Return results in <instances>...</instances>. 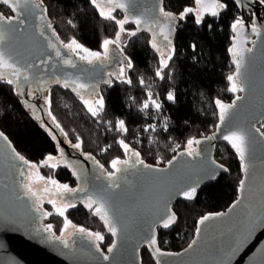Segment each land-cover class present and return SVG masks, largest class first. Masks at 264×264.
Returning a JSON list of instances; mask_svg holds the SVG:
<instances>
[{"label": "water", "instance_id": "water-1", "mask_svg": "<svg viewBox=\"0 0 264 264\" xmlns=\"http://www.w3.org/2000/svg\"><path fill=\"white\" fill-rule=\"evenodd\" d=\"M10 2L14 3L15 0ZM125 2L128 3L129 12L133 16H141L146 21L155 22L156 25L161 24L160 0H125ZM213 3L214 0H203L200 8L204 18L211 16L209 12ZM33 5H40V2L32 0L30 5H24L21 0L18 14L20 20H23L22 24L19 21H13L12 24L0 23V32L4 37L0 41V53H3L11 63L16 64L22 72L26 70L30 76V81L26 83L21 80L18 88L24 92H28L31 86L40 89L43 81L50 83V78H58L61 81L79 78L80 82L97 85L98 88L106 86L103 81L110 78L107 75L110 68L116 67L112 72H118L119 61L125 57L124 53H121L115 45H111L110 62L113 61L112 49L114 54V63L111 66L105 63V60L88 64L75 58L74 54L60 45V38L57 40L56 36H53V26L47 27L51 21L48 14L42 12L43 6ZM238 7L242 11L244 27L234 31L231 49L235 46L236 50L243 52L240 83L245 91H231L242 99L235 98L232 103L226 104H235V106L229 108L224 122L218 123L216 131L200 140L201 143L197 145L199 156H188L185 150L172 160L171 165L164 167L145 168L143 165H138L134 168L129 165L126 171L122 170L116 174L120 188L107 189L110 181L101 174V172L107 174L104 168L93 164L96 162L93 158L85 156L79 149L65 143V134L49 119L47 110L42 113L40 108H32L33 115L48 124L50 132L60 139L62 157L58 159L66 162L64 156L70 149L74 151L76 157L71 158L69 162L77 174L78 189L83 187L88 190L79 191L78 198L86 200L87 195L101 189L107 191L111 206L110 214H114L113 218L119 220L115 225L116 247L112 252L102 250L98 240L87 235L89 231H74L65 240L53 237L52 231L50 238L49 234L45 235L46 238L34 235L32 228L39 223L37 204L41 208L42 201L50 200L55 201L56 206L63 207L66 203L76 204L77 200L66 194L61 200L58 191L61 185L46 181L31 165L23 163L25 175L17 176L13 162L17 160L15 153L18 151L5 134L7 140L0 138V264H143L141 250L144 247L149 248L154 260L156 262L159 260L160 264H217L237 230L243 228L247 215L264 211V137L256 131L259 128L264 132L260 128L264 123V3L260 0H243ZM252 11L255 30L247 18L248 13ZM41 16L44 18L41 19ZM147 29L143 26L142 30ZM152 30L147 31L152 33ZM41 32L44 33L43 36ZM174 36L175 34L172 36L173 45ZM128 37L122 34V42H126ZM159 40L161 42L162 38L160 37ZM50 41L60 49L61 57H57L55 49L49 47ZM249 48L252 50L246 51ZM69 55L76 67L63 63V58ZM231 55L233 59L232 52ZM40 60H44L45 63L40 64ZM234 66L236 71V65ZM0 71L10 74L9 69H0ZM51 86L50 84L48 89H51ZM18 88L17 91L20 92ZM98 92L100 93V90ZM82 94L89 98L90 91H82ZM20 97L24 100L22 94ZM241 130L248 137L246 158L249 164L247 174L242 169V179L245 180L243 192L239 188L236 201L226 210L218 212L225 215L217 216V213L209 215L215 218L199 224L200 235H195L193 240L197 242L191 248L188 245L179 252L160 250L165 255H154V249L148 243L153 227L156 235L160 227L158 223L160 217L168 208L173 211V205L177 199L183 197L180 193L184 189L198 185L197 190L202 186L214 184L221 175L229 172L226 166L227 171H224L211 162L221 164L216 159L217 146L221 143L229 145L239 157L231 143L224 137ZM208 137L214 138L207 139ZM131 152H128L129 157ZM134 159L132 157L133 161ZM118 167L123 169V165ZM210 176L214 178H209ZM29 179L33 190L37 193L35 197L26 194L24 185L29 183ZM45 188L48 189L47 193L43 191ZM237 201L239 204L233 208ZM64 241H67V246ZM104 255L108 256L107 260L103 259ZM231 264H264V230H257L250 242L232 257Z\"/></svg>", "mask_w": 264, "mask_h": 264}, {"label": "trees", "instance_id": "trees-1", "mask_svg": "<svg viewBox=\"0 0 264 264\" xmlns=\"http://www.w3.org/2000/svg\"><path fill=\"white\" fill-rule=\"evenodd\" d=\"M222 2L227 4V8L220 10L216 17L204 18L201 25L195 23L192 14L179 22L174 36L175 53L169 68L165 69L163 80L155 76L160 53L151 46L152 33L140 30L129 37L124 44V53L133 61L134 66L128 72L132 83L115 82L103 86L100 94L104 97L105 108L97 117L88 112L76 92L55 83L49 91L51 111L68 139L73 144L80 143L79 150L85 156L94 157V161H99L110 171L112 160L126 157L125 150L118 143L120 139L140 153L145 165L164 167L186 150L189 139L200 141L216 131L220 122L216 101L226 105L236 98L227 79L235 72L230 51L234 42L231 25L238 17L244 20L234 1ZM42 6L47 7V14L60 40L67 42L75 37L93 51L101 50L103 40L114 38L119 30L114 21L102 19L89 0H44ZM163 6L167 11L179 14L187 7H196V4L194 0H164ZM123 15L121 12V17ZM253 17L250 14L247 17L250 24ZM69 19L73 20L75 27L67 23ZM126 26L128 29L136 28L131 22ZM193 44L196 45L195 50L191 47ZM169 70L170 76L167 75ZM141 77L145 80L143 86L139 83ZM148 91L161 104L159 112L151 104L148 109L141 110L142 104L148 100ZM168 92L175 94L174 102L166 99ZM16 93L14 85L0 81V130L29 162H41L49 155H56L60 150V139L39 124ZM119 120L125 121L127 133L115 130L114 125ZM165 122L166 130L163 129ZM149 124H156L157 130L143 131ZM216 159L229 172L221 175L216 183L198 188L192 199L181 197L175 201L173 212L177 214L176 222L168 228L160 226L156 231V246L161 251L179 252L186 248L194 239L203 216L226 210L238 198L239 182L243 176L241 160L225 143L217 146ZM45 171L61 182L79 185L78 178L66 166L47 167ZM67 219L85 231L102 234L104 242L98 241L102 250L108 251L115 243V236L108 231L100 215L82 204L70 208L65 216L56 211L51 213L52 233L60 235ZM141 257L143 264H156L148 247L141 250Z\"/></svg>", "mask_w": 264, "mask_h": 264}, {"label": "snow or ice", "instance_id": "snow-or-ice-1", "mask_svg": "<svg viewBox=\"0 0 264 264\" xmlns=\"http://www.w3.org/2000/svg\"><path fill=\"white\" fill-rule=\"evenodd\" d=\"M0 2L8 5L13 13H17L15 16H5L3 13H0V23L3 24H12L13 21H19V23H23V20H20L19 14H18V8L21 4V0H15V2H10V0H0ZM24 5H30L32 0H22ZM196 4V8L187 7L179 14L173 13L171 11H167L165 7L163 6L162 0H160V6H159V15L162 17L161 24L156 25L155 22L152 24H149V27L147 30H152L153 28L158 29V31L153 32L151 46L153 49H155L158 53H160L159 58V67L155 71V76L159 79L163 80L165 79V69L169 68V62L172 60L173 55L175 53V47L172 42V36L175 34L176 28L179 25V22L183 21L189 14H192L194 16L195 23L197 25H201L204 23V14L200 8V5L203 3V0H194ZM235 3L238 5L243 3V0H234ZM261 2H264V0H261ZM89 3L92 5L94 9L97 10L99 16L104 20H111L114 21L115 24L118 26V31L115 33L114 38L111 39H104L102 42V52L101 51H90L87 48L83 47L75 37L71 38L69 41H60V45L67 50H70L72 54H75L79 57L80 60L86 61L88 64H92L94 61H100L103 62L104 60H107L109 58V52H110V45H115L116 48L120 50L121 53L124 51V44L126 42H122V34H126L129 37L135 36L137 34V31H140L143 29V26L148 23L145 19H143L141 16H133L128 9V3L125 2V0H89ZM44 4V0H40V5H33L34 7H40ZM227 4L225 2H222V0H214V3L212 4L211 10L209 14L213 17H216L220 14V10L226 9ZM117 9L121 10L124 15L122 18L117 19V16L114 15L116 13ZM42 12L46 14L48 12L47 7L42 8ZM44 17L41 16V19ZM133 23L136 25L135 29H126L124 27L127 23ZM67 23L73 27H75V23L72 19H69ZM48 28H52V24L49 22L47 25ZM209 28L212 27V25H208ZM232 29L235 31L238 28L244 27V22L242 19H236L233 24L231 25ZM165 28L167 31H165ZM253 30H255V25H253ZM53 36H56V39L59 40V36L56 34L55 29L52 31ZM41 35L43 36L44 33L41 32ZM157 36L162 38V42L157 41ZM3 33L0 32V41L3 40ZM49 47L55 49V55L57 57H61L62 53L60 49L56 46L55 43L49 42ZM193 50H195L196 45H191ZM252 49H246V51H251ZM230 51L233 53V62L236 65V71L234 75H229L227 79L231 82V88L230 91L232 92H244L245 88L240 83V76H241V67L243 62V52L240 50H236L235 46L230 49ZM81 53H86L87 55H82ZM126 61V63H125ZM45 63L44 60H40V64ZM63 63L66 65H69L71 67H76V65L73 63V60L71 58V55L63 58ZM121 64V67L119 68L118 72H112L108 73L107 75L109 77H115L116 79H120L122 82L131 84L132 80L126 76V69H132L133 68V61L125 56L123 60L119 61ZM0 69H9L10 70V76L5 77L2 71H0V81L6 82L9 85H16L19 86L20 81L23 80L24 82L30 81V76L25 70L22 72L20 68L14 64L11 63L8 59L5 58L3 53H0ZM168 76L171 75V70L167 73ZM56 84H60L63 88H71L73 92H76V94L80 97V99L83 101L85 106L87 107V110L93 117L99 116L105 108V102L104 97L99 94L97 88V85H89L85 84L79 81V78H68L63 81L60 79H54L53 81ZM103 83L105 84H112V79L104 80ZM139 83L143 86L145 85V80L143 77L139 79ZM39 90V89H38ZM83 92H89L90 96L89 99H85ZM17 95L22 94L21 92H17ZM148 100H146L141 107V110H146L151 106H153L158 112L161 109V104L157 102L156 99H153L152 92H147ZM45 104L48 106L49 111L48 115L52 118L53 122H56V117L52 114L51 111V105H52V96L51 93L45 97H43ZM166 99L168 101H175V94L173 92H168ZM242 97L237 96L236 100H241ZM219 109V119L220 122L223 123L225 116L229 110V108L234 107L233 105H224L219 100L216 101ZM98 123L100 121H97ZM109 125H112L111 121L107 122ZM56 127L59 128V123H56ZM115 130L120 133H127L128 129L125 126L124 120H119L114 125ZM261 127H264V124L261 125ZM163 129H167V123L165 122L163 125ZM157 130L156 124H149L147 125L143 131L148 132H155ZM256 131L259 133L261 137H264V132H261L259 128L256 129ZM61 132H63V129H61ZM65 135H67L65 133ZM0 138L7 140V137L4 135L3 132H0ZM55 139V137H53ZM214 137H208L207 139H213ZM78 139V138H77ZM225 140L229 141L232 145V147L236 150V152L239 154V158L242 161V169L245 172V174L248 173L249 170V164L247 162L246 153H247V146H248V137L247 134L241 130L238 132H232L229 135L224 137ZM120 146L125 150V153H128L130 151L129 145L125 143L123 139H120L118 141ZM201 141L189 139L187 141V155L188 156H199L200 152L197 151L193 145H199ZM76 148H80V143H76L73 145ZM110 147V146H109ZM102 151H107V149H102ZM13 152L15 153V149H13ZM15 156L17 159L22 161L24 164H28L29 162L25 160V158L20 155L19 153H15ZM132 157H134V161L132 160ZM140 153L138 151H132L131 157L129 159L121 160L119 158H116L111 161V167L115 171H110L107 173L108 179L110 183L107 185V189H118L120 188V184L118 183V178L116 176L117 173L123 171H126L129 165L131 167H136L137 165H143L145 168L150 167L149 165H145L143 160L140 158ZM48 159H52L51 156H49ZM94 159V157H93ZM97 165L100 168H103V165L99 164V161H96ZM169 165L173 163L172 160L168 161ZM212 165H214L217 168H220L224 171H227V168H225L222 164H216L215 161L211 162ZM118 165H123V169L121 167H118ZM32 167H35V165H32ZM162 171V170H161ZM21 175H24L23 172H21ZM209 178H214V176H210ZM52 183H55L52 181ZM198 185L189 186L186 189H184L180 194L185 199H192L196 193V187ZM240 190L243 192L245 188V180H240L239 182ZM26 194H31L32 196H37V193L32 188V182L31 179H29V183L24 185ZM45 193L48 192V189L45 188L43 190ZM60 195L59 198L61 200L64 199V193H74L77 191L87 192L88 190L86 188H69L68 185H62L58 189ZM49 203H52L55 206V201H49ZM239 204V201L236 202L232 207L235 208ZM76 205L74 203H66L63 207L57 208V212L59 215L64 216V213L67 208L75 207ZM86 206L90 209H93L94 213L101 216V219L104 220L105 224L108 227V231H110L114 236L117 234V227L115 226L116 223H119L118 218L114 219V214H110V203L108 199V193L106 190L101 189L97 191L94 194L87 195L86 196ZM167 207V206H166ZM37 211H42L41 209H37ZM45 216L50 215L51 213L44 212ZM217 216L225 215L224 213H217ZM215 217L213 216H203L199 224H204L209 219H213ZM177 220V214L173 211H171L170 208L167 209L166 213L162 215L158 221L159 225L163 228H168L172 224H174ZM257 230H264V211L258 212V213H249L245 219V223L242 229L237 230L236 234L232 237L230 240V243L228 246L223 250V253L220 256V259L218 260L217 264H231V259L233 256L237 255L246 244L250 242L254 234L257 232ZM45 231H51V225H48L45 228ZM78 231L85 232L84 228H79ZM201 229L197 227L196 229V235H200ZM90 237H93L95 240L102 241L104 239L103 235L100 233H87ZM59 239V237H57ZM196 240H193L191 244H189V248H191L194 244H196ZM65 246H67V241H64ZM148 243L150 247L154 249V255L160 256L165 255V253H162L158 247H156L157 241H156V235H155V229L153 227L152 229V235L150 239L148 240ZM116 245L113 244L111 247L108 248V252H112L113 248H115ZM97 250L99 251V245H97ZM103 259L107 260L108 256L104 255ZM156 264H160L159 260H157Z\"/></svg>", "mask_w": 264, "mask_h": 264}, {"label": "flooded vegetation", "instance_id": "flooded-vegetation-1", "mask_svg": "<svg viewBox=\"0 0 264 264\" xmlns=\"http://www.w3.org/2000/svg\"><path fill=\"white\" fill-rule=\"evenodd\" d=\"M0 6H2L3 7V9L6 11H2V12H0V13H3L5 16H15V13H13L12 12V10L10 9V7L8 6V5H6V4H4V3H2V2H0ZM8 10H10L11 11V13H8ZM240 13H241V15H242V11L240 10ZM248 14H250V15H252V16H254V12L252 11V12H249ZM153 22L152 21H148V23L147 24H145L144 26L146 27V28H148L149 27V24H152ZM253 26V25H252ZM155 31H158L156 28H153V30H152V35H153V32H155ZM159 36H157V41L158 42H160V40H159ZM162 42V41H161ZM111 54H112V56H113V61L112 62H110L109 61V59H107V60H105L104 62L105 63H107L109 66H111L113 63H114V54H113V49H112V51H111ZM119 68V67H118ZM114 69H116V67H111L110 68V70H109V73H112V71L114 70ZM3 74L5 75V77H9L10 76V74L8 73V72H3ZM54 79H52V78H50V83H48V82H46V81H43L42 82V84H41V86H40V89L38 90V89H36V88H33L32 86L29 88V90H28V92H24V90L23 91H21L19 88H18V86H16V85H14L15 87H17L18 88V90L22 93V95H23V98H24V100H23V102H24V104L25 105H28L29 107H30V109L31 108H40L41 109V111H42V113H44V110H48V107L47 106H45V104H44V99H43V97H45V96H47V93H49V90H50V88L48 89V87H49V85L51 84L52 86L55 84L54 82ZM51 86V87H52ZM101 88H97V90L99 91ZM41 94H43V96H41ZM45 95V96H44ZM44 115V114H43ZM50 128V127H49ZM65 159H66V162H67V167L74 173V175L77 177V174L75 173V171H74V169H73V167H72V165H71V163L69 162L70 161V159L71 158H74V157H76V155H75V153H74V151H71V149L68 151V154H66L65 156ZM75 161V160H74ZM29 162V161H28ZM93 164H97L96 162H93ZM13 167H14V172H15V174L17 175V176H19V175H21V172H23L24 173V175H25V172H26V170L24 169L23 170V162L22 161H20V160H14V162H13ZM27 167H28V165H27ZM92 166H89V168H91ZM90 170V169H89ZM27 174H28V172H27ZM101 174L103 175V176H105L106 178H108V176H107V174H104V173H102L101 172ZM24 175H21L22 177H24ZM27 176V175H26ZM77 187H78V185H77ZM76 189H78V188H76ZM64 194H66V195H68V197H72V198H74L75 200H77L76 202L78 203V204H82L83 206H84V208L86 207L88 210H90V208H88L87 206H86V200H84V199H81V198H78V194H79V191H77V192H74V193H64ZM36 203H37V201H36ZM36 209H41L42 211H38L39 213H38V219H39V223L36 225V226H34L33 228H32V232L34 233V235H36V236H38V237H45L46 238V236L45 235H47V234H49V238H50V231H45V228L47 227V224L46 223H48V216H45L43 213L44 212H46L44 209H42V208H40L39 206H38V204H37V207H36ZM90 211H93L92 209L90 210ZM93 213H94V211H93ZM52 231V230H51ZM76 231H78V230H76ZM53 235V237H55V238H57V237H59V236H56V235H54V234H52ZM59 238H61V237H59ZM50 240V239H49ZM50 242V241H49ZM107 252V251H106Z\"/></svg>", "mask_w": 264, "mask_h": 264}, {"label": "rangeland", "instance_id": "rangeland-1", "mask_svg": "<svg viewBox=\"0 0 264 264\" xmlns=\"http://www.w3.org/2000/svg\"><path fill=\"white\" fill-rule=\"evenodd\" d=\"M193 8H196V7H193ZM2 10H3V7L2 6H0V12H2ZM121 10H119V9H117V11H116V13H114V15H116L117 16V19H120V18H122L121 17V12H120ZM252 16V15H251ZM238 19H242V17H238ZM252 25H253V23H252ZM124 27L126 28V29H128L127 28V26H126V24L124 25ZM129 38V37H128ZM82 45V44H81ZM83 46V45H82ZM111 46V45H110ZM109 46V47H110ZM124 46V45H123ZM83 47H85V46H83ZM85 48H87V47H85ZM88 50H90L89 48H87ZM70 51V50H69ZM90 51H93V50H90ZM99 51H103L102 49L101 50H99ZM71 53V52H70ZM123 53H124V51H123ZM82 55H87L86 53H81ZM75 55V54H74ZM124 56H126L125 55V53H124ZM128 57V56H127ZM75 58H78L79 59V57L78 56H76L75 55ZM109 59V58H108ZM126 63V62H125ZM121 67V64H120V66H119V68ZM128 72H129V69H126V76L128 77ZM109 79H112V84L113 83H115V82H122L120 79H116L115 77H110ZM111 84V85H112ZM107 85H109V84H107ZM16 89H17V87H15ZM50 91V90H49ZM18 92V91H17ZM49 93H47V95H48ZM100 94V93H99ZM101 95V94H100ZM20 96V95H19ZM45 96V95H44ZM85 99H89L87 96H85L84 97ZM22 99V98H21ZM44 104H45V102H44ZM26 106V105H25ZM45 106H47L46 104H45ZM48 107V106H47ZM27 109H28V111L30 112V113H32L33 114V110H32V108L30 109V107H26ZM49 111V108H48V110H47V112ZM49 116V115H48ZM34 117L36 118V120L39 122V124H41L46 130H48L49 132H50V128H49V126H48V124H46L42 119H40L39 117H37L36 115H34ZM49 119L52 121V118L49 116ZM53 122V121H52ZM54 124L55 123H57V121L56 122H53ZM264 124V123H263ZM56 125V124H55ZM260 128L262 129V131H264V127H261V125H260ZM61 129H62V126L60 125V127H59V130L61 131ZM64 131V130H63ZM65 133V132H64ZM64 135V134H63ZM66 137V139L64 140L65 141V143H68V144H70V145H75V144H73L69 139H68V137H67V135L65 136ZM193 147H195L196 149H197V146L196 145H193ZM59 149H61V145H60V148ZM75 149H80V148H76L75 147ZM129 149H130V151H135V150H133L132 148H130L129 147ZM186 151H187V147H186ZM49 156H51L52 157V159H48L49 158ZM49 156H47L43 161H41V162H29L28 163V165H35V167H33L37 172H38V174L42 177V178H44L46 181H54L55 183H58V184H60L61 186L62 185H68V187L69 188H78L77 187V185H75V186H73V185H71V184H68V183H64V182H61L56 176H54L53 174H52V176H50L49 174H47V173H45L46 171H45V168H47V167H51V168H57L58 166H66L67 167V162H65V161H63V160H59L58 158L59 157H62V152H61V150H59V152L56 154V155H49ZM87 157H90V156H87ZM130 157H129V155H128V153H126V157L124 158V159H121V160H125V159H129ZM140 158V157H139ZM141 159V158H140ZM144 161V160H143ZM100 165H102L101 163H99ZM119 166V165H118ZM104 168V167H103ZM104 170L108 173V172H110V171H115L114 169H111L110 171H107V169L106 168H104ZM49 201L50 200H45V201H42L41 202V208L42 209H44L46 212H48V213H54L55 211L57 212V208H60V207H58V206H54L52 203H49ZM76 206H78L79 204L78 203H76L75 204ZM70 208H67L66 209V211H65V213H64V216L66 215V212L69 210ZM48 216V223H46L47 224V226L48 225H51V229L53 228V224H50V222H49V220H50V217H51V214L50 215H47ZM79 228H83V227H81V226H78V225H76V224H74L73 222H71L70 220H66V223L64 224V226H63V228H62V230H61V233H59L60 235H58L59 237H61L62 238V240H65V238H68V237H70L71 235H72V232H74V231H76V230H78ZM52 232H53V230H52ZM54 233V232H53ZM91 233H93V232H91ZM55 235V234H54ZM102 235V234H101ZM104 237V236H103ZM104 240L105 239H103L102 241H99L100 243L101 242H104Z\"/></svg>", "mask_w": 264, "mask_h": 264}]
</instances>
